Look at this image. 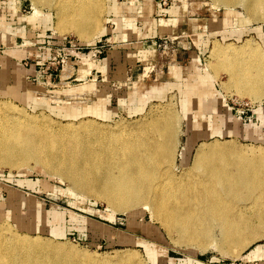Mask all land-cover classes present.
<instances>
[{
    "label": "rangeland",
    "instance_id": "rangeland-1",
    "mask_svg": "<svg viewBox=\"0 0 264 264\" xmlns=\"http://www.w3.org/2000/svg\"><path fill=\"white\" fill-rule=\"evenodd\" d=\"M36 1L39 4L38 15H35L37 8L32 0H0V39L5 44L1 48L5 52L1 55L5 57L6 52L12 48L24 54V57H20L22 61L13 58L12 61L17 62V65H10L22 71L20 76L22 74L23 78L20 80L23 83L13 77L8 78L4 82L6 85L0 88L1 104L10 105L14 112H19L29 120L35 119L39 125L47 124L50 129L57 130L70 121L78 125L89 120L97 130L114 140H118L122 134L127 136L136 131L135 134L144 131L148 136L151 133L149 137L152 138L158 135L157 127L166 125V129L159 128L164 131V139L161 135L159 139L153 137L168 149L163 152L165 158L159 154L160 164L162 162L159 166L162 169L160 174L168 175L166 170L172 168V173L170 169L168 172L171 175L174 173V182H182L183 186L192 184L195 179L209 181L206 171L212 165L220 164L218 159L211 163L208 161V155L215 149L218 151L222 146L247 152L251 149H264V97L255 99L248 94L250 90L244 87L237 89L231 82L229 71L218 66L224 60L212 53L215 41L227 47L229 44L242 46L251 40L254 45L264 47V18L257 16L250 19L246 4L240 0L229 7L216 0H168L166 6L156 0L155 13L158 12L165 19L161 21L163 27L167 26L166 20L172 18V15L178 16L173 30L164 28L156 38L157 46L146 57H141L142 61L133 66L126 65L121 72L113 68L112 73L120 72L117 76L97 75V80L90 73L95 65L94 60L88 57L95 58L96 62L105 58L114 46V40L102 35L94 43H87L74 33L62 35L57 29V10ZM141 1L105 0L106 9L100 23L104 26L113 25L112 6L121 8L122 15H126L128 6H138ZM175 7L176 12H172ZM27 19L33 20L42 29L40 35H35V39L27 36ZM108 20L109 25L106 24ZM42 25L48 29L47 34ZM43 39H56L57 52L53 54L40 50L39 54L33 55V45L35 48L48 45ZM95 46H105L102 54L96 53L97 57L95 53L89 54ZM66 48H82L79 50L82 52L80 58L72 57L71 51H65ZM79 67L84 76L89 73L87 80L81 81L77 77ZM204 78L206 84L198 81ZM92 83H96V86ZM83 87L86 88L82 93L74 92V89ZM27 88L30 89L31 98L24 95ZM208 91L214 96L215 107L207 109L206 117H203L200 109L190 105L205 98ZM96 107L99 108L97 113L92 110ZM168 113L173 114L174 118ZM189 122H192V126ZM151 125H154L155 130ZM148 143L152 145L154 141L149 140ZM172 154L176 159L174 163L173 157L170 158ZM29 165L22 169L9 165L0 167V228L7 227L22 236L39 235L45 242L62 246L64 253L71 256L68 264L77 261L91 264L87 260L91 258L93 262L96 260V264L123 260H135V263L141 261L138 264H264V230H260L257 235L248 232V240L243 242L245 245L237 243L229 246L224 241V224L214 217L210 203L192 202L184 205L185 214L191 207L197 212L190 226L194 227L196 223L198 227H205L201 237L198 235L197 238L187 239L160 221L159 216L152 213L153 205L151 209H144L145 206L141 204L132 210L114 209L106 199L76 189L69 180L37 167L32 161ZM204 176L208 177L205 179ZM259 194L262 196L260 201L253 197L250 200L241 198L244 202L235 199L229 204H221L217 210L224 207L227 210L225 213L229 215L230 212L235 220L242 216H254L258 204L263 206L264 212V191ZM86 255L90 256L86 258Z\"/></svg>",
    "mask_w": 264,
    "mask_h": 264
},
{
    "label": "bare ground",
    "instance_id": "bare-ground-1",
    "mask_svg": "<svg viewBox=\"0 0 264 264\" xmlns=\"http://www.w3.org/2000/svg\"><path fill=\"white\" fill-rule=\"evenodd\" d=\"M32 1L37 8V5H39L38 1ZM216 1L224 3L229 7V5L237 0ZM39 2H43L57 10V29L62 35L74 33L85 40V42L94 43L108 30L107 26L100 23L102 13H104L106 9L105 0H39ZM137 2L139 3V0H137ZM239 2L246 4L250 16L248 17L250 19L257 18V16L264 18V0H240ZM115 9L120 10L117 6H115ZM38 12L39 9L37 8L35 15H38ZM93 53L94 52H91L90 54L92 55ZM212 53L216 55L218 59L224 60L221 65H217L229 71L231 82L234 83V86L236 85L237 89H243L244 87L250 90L251 93H249V91L248 94L254 96L255 99L264 97V47L254 45L251 40H248L242 46H232L229 44L227 47L215 41ZM88 58H92L94 63H96L95 58ZM198 81L206 84V78H204V80L199 79ZM193 85L195 86L196 84ZM85 88L74 89V92H77L76 94L82 93ZM162 88H164V86ZM80 95L82 94H79V96ZM213 98V94L208 91L205 98L198 99V101L191 104L190 107H197L200 109V113L203 114L202 116L206 117L207 109L211 110L213 106L215 107ZM74 99L76 100V96ZM173 107L174 106H172V108ZM92 110L97 113L99 108L96 107L95 110ZM93 112L92 114H94ZM73 114H75V112ZM174 114L177 113L174 112ZM169 115L172 116L173 114L171 115L170 113ZM167 116L168 115H166V117ZM87 121L88 122H81L78 125L70 121L57 130L56 128L50 129L46 126L47 124L44 126L39 125L35 119L29 120L19 112H14V109H12L10 105L0 103V167L9 165L11 167H18L19 169L28 168L32 161L37 167L40 166L59 178L69 180L76 189L89 193L96 198L106 199L114 209L132 210L139 204L144 205V209H149L150 206L153 205L154 211H152V213L157 214L159 216L158 219H161L160 221L169 229L173 231L177 230L189 239L197 238L198 235L201 237V234L205 231L204 226L198 227L196 223V225L194 224L195 228L190 226L194 215L197 213L195 208L192 209L191 207V210L186 214L183 212L184 205L192 202H198L199 204L210 203L214 217L224 224L226 231L224 241L226 242L225 244L229 246L246 241L248 232L257 235L260 230H264V212H262L263 206L261 204L257 205L258 209L255 210L254 216L250 215L245 217L241 215L242 217H240L239 220H237V218L236 220L233 219V217L230 216V212L229 215L227 214L228 212L225 213L227 210H225L224 207H222L224 211L221 208V210L219 209L220 211L217 210L219 206L221 207V204H229L235 199H240L244 202L245 200L243 201L241 198L250 200L253 197L255 200L257 199L260 201L259 199H261L262 196L259 193L264 191V149H259V151H256L257 149H251L249 152L244 149L239 150L238 148H222L224 146L220 147L218 151L213 149V153L208 155V161L211 163L214 159H218L220 164L217 165L218 163H216L215 160L216 164L212 165L211 168L209 167V171H206L207 175L210 177L209 181L205 178L208 176H204L206 180L195 179L196 181H193L192 184L183 186L182 182H180L181 180L179 181L180 183L174 182V173L171 175L170 172H168L170 168H166L167 172L164 171L168 173V175L163 173L160 174L162 169H160L159 166H161L162 162L160 164L159 154H163L167 148H164V143L159 140H154L153 137L159 139L160 135L162 136L164 132L161 129L166 125L163 126L162 124V128L155 127L159 136H153V139L149 136L156 122L153 123V126L151 125V130L148 129V131H150L148 132L150 133L149 136L144 131L139 132V130L138 134H135L137 131L135 133H129L127 136L125 134V136L120 134L122 137H119L118 140L114 136L116 139L114 140L113 138L110 139L106 133L97 130L89 120ZM177 121L179 122L178 118ZM168 125L170 126L171 124ZM189 125L192 126V122H189ZM102 129L103 128L100 130ZM144 134L146 135L144 136ZM164 136H162L163 139ZM173 138H176V136H173ZM149 140L150 142L153 140L154 143H152V145L149 144ZM167 142L168 141H166V143ZM214 146L216 148L215 144ZM166 151H168V149ZM173 152L175 153V151ZM199 152L197 155H199ZM169 153H171V151ZM173 155L174 154H172L170 158L173 157ZM163 156L165 158L164 154ZM175 157L177 158V154ZM202 158L203 157H201V159ZM172 159L174 160V157ZM175 160L173 163L176 162ZM169 164L171 163L169 162ZM204 165L208 164L204 163ZM36 166L35 168H37ZM196 166L198 165L196 164ZM191 168H193V166ZM199 168L197 170H200ZM202 173H204V171ZM204 175L206 174L204 173ZM254 205H256V203ZM206 233L207 232H205V234ZM29 235L25 234L22 236L13 233L7 227H1L0 264H68V262L71 261V256L64 253L65 249L62 246L51 242H45V239L43 240L39 235H36V237H31ZM184 242L183 240V243ZM200 244H202V242ZM68 252L70 253L69 250ZM88 256L86 255V258ZM104 257L106 258V256ZM131 259L133 258L131 257ZM87 260L91 261V264L96 262V260L93 262L92 258ZM139 262L141 261L135 263V260H123L118 263L116 261L109 264H138ZM74 264L81 263L77 261V263Z\"/></svg>",
    "mask_w": 264,
    "mask_h": 264
},
{
    "label": "crops",
    "instance_id": "crops-1",
    "mask_svg": "<svg viewBox=\"0 0 264 264\" xmlns=\"http://www.w3.org/2000/svg\"><path fill=\"white\" fill-rule=\"evenodd\" d=\"M147 2L149 4H147ZM155 3L156 0H142L141 4L138 6H128L127 10H125L126 15H122L123 11L121 10V8L120 10H117L112 6L113 25L107 26L108 30L103 35L109 37V40H114V46L105 58L100 59L93 66L90 72L91 75L93 74V78L97 80V75L114 76L116 74L117 76L121 71H123L121 69L127 67L126 65L133 66L134 64H137L138 62L142 61L143 58L141 57H146L148 53H151V49L157 46L156 38L162 31H164V28L167 27V30H173V27H175V23L177 22L178 16L172 15V18L166 20L168 22V24H166L167 26L163 27L164 25H161V21H165V19L161 18L160 15H158V12L155 13ZM176 10L177 7L172 8L171 11L176 12ZM109 20L106 22L107 25H109ZM26 23H28L29 25L26 26L27 36L29 38L35 39V35L38 36L41 34L40 32L42 29H40L39 25L37 26V24H35L33 20H28ZM42 27L44 28L47 34L48 29L43 25ZM42 37L45 39L44 36ZM12 42H14V40ZM45 42H47L48 45L44 47L38 46L35 48L33 45L31 51L32 54H39L40 50L50 51L53 54L57 52V46H55V44L57 43L56 39L55 41L44 40V43ZM3 44V41L0 39V55L1 53L5 52L1 50ZM12 49L6 52L5 57H2V55L0 56V88H3L6 85L4 84V82L11 77H13L15 80H18L19 82H22V80H20L21 78H23L22 74L20 76V73H22V71L17 70L12 66L10 67V65H17V62L12 61L13 58L19 60L22 55L24 57V54H22L18 50ZM25 53L29 54L26 51ZM20 61L22 60L20 59ZM121 61H123V63H121ZM113 68L120 70V72L116 71L112 73ZM88 74L84 76V74L80 71V67L76 72L77 77L79 76V79L81 81L87 80V78H89ZM111 81H114V79H111ZM92 85L96 86V83H92ZM29 90L30 89L27 88L26 92H24V95L25 97L31 98L32 95L30 94L31 92Z\"/></svg>",
    "mask_w": 264,
    "mask_h": 264
},
{
    "label": "built area",
    "instance_id": "built-area-1",
    "mask_svg": "<svg viewBox=\"0 0 264 264\" xmlns=\"http://www.w3.org/2000/svg\"><path fill=\"white\" fill-rule=\"evenodd\" d=\"M160 1V5H162V6H166V5H168V0H159ZM167 10V9H166ZM165 10V11H166ZM167 46H165V48H166ZM104 48H105V46H101V47H93L92 48V50L89 52V54L91 53V52H94L95 53V56L97 57V55H96V53H99V54H102L103 53V51H104ZM72 48H66L65 49V51H71V54H72V57H77V58H80V54H82V52H80L79 50H81L82 48H80V49H72ZM84 49V48H83ZM102 49H103V51H102ZM81 57H82V55H81ZM63 62H65V60L63 59Z\"/></svg>",
    "mask_w": 264,
    "mask_h": 264
}]
</instances>
